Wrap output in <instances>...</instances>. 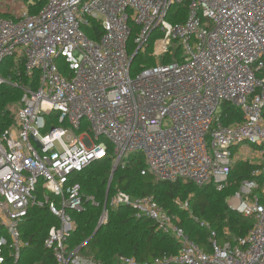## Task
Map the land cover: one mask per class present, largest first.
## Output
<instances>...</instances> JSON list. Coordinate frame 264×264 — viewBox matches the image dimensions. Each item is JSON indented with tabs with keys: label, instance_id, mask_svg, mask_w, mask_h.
<instances>
[{
	"label": "built area",
	"instance_id": "built-area-1",
	"mask_svg": "<svg viewBox=\"0 0 264 264\" xmlns=\"http://www.w3.org/2000/svg\"><path fill=\"white\" fill-rule=\"evenodd\" d=\"M29 5L0 0V65L13 60L0 85L22 91L15 122L0 131V264H18L20 224L30 207L45 205L58 220L43 240L56 263L99 264L67 244L71 213L90 199L74 174L102 159L121 169L135 156L141 175L216 190L237 161L257 165L226 200L252 225L231 243L200 221L205 251L152 195L117 190L111 207L131 208L179 244L177 253L122 255L119 264H264V0H45L33 14ZM174 5L186 7L183 22L168 20ZM91 21L98 40L84 32ZM154 33V64L132 71V54ZM173 40L179 59L162 63ZM228 106L241 118L231 119ZM107 219L106 197L96 225Z\"/></svg>",
	"mask_w": 264,
	"mask_h": 264
},
{
	"label": "trees",
	"instance_id": "trees-1",
	"mask_svg": "<svg viewBox=\"0 0 264 264\" xmlns=\"http://www.w3.org/2000/svg\"><path fill=\"white\" fill-rule=\"evenodd\" d=\"M25 1L30 3L28 11L31 14L37 12L45 3V0ZM186 16L185 6L174 5L169 9L168 20L172 23L183 22ZM90 23L91 25L84 28V32L90 39L98 40L102 33L101 28L94 21ZM153 39L154 37L149 39L145 51H139L135 55L132 60V71L154 64V58L151 56ZM131 42L130 53L135 48ZM170 51L171 54L161 58L162 63L179 59L181 50L175 40L172 41ZM11 65L12 58L3 60L0 65V74L3 77L7 78L10 74ZM20 69L22 70L21 67ZM18 77L24 83L28 80L23 72ZM36 81L37 75L33 82ZM21 95L22 91L17 87L9 84L0 85V131L15 122L17 109L21 105ZM224 108L229 112L231 119L241 118V113L233 106ZM229 121L230 119L224 120L225 123ZM257 167L237 161L232 167L229 184L222 190H216L212 183L199 186L191 181H158L149 174L141 175L144 162L139 156L130 159L124 168L116 169L111 179V161L109 159L93 161L74 174V179L80 183L86 199H90L86 200L82 211L71 213L73 226L67 239L68 247L69 249L78 247L89 238L79 253L99 264H119L118 257L122 255L144 261L165 253H177L179 250L177 241L167 234L156 231L151 219L136 217L129 207L109 205L110 197L117 190L132 196L152 195L163 210L178 215L179 225L184 232L205 251L211 247L209 230L202 227L200 221L208 223L218 238L234 243L238 237L248 232L252 219L230 210L226 200L237 189L239 181L251 178L253 170ZM106 197L107 222L93 234ZM184 202H187L188 210L180 207ZM53 225H58V220L46 205L28 209L19 227L25 245L20 250L18 264H57L52 251L43 245V240ZM223 228L228 229V234L223 233Z\"/></svg>",
	"mask_w": 264,
	"mask_h": 264
},
{
	"label": "water",
	"instance_id": "water-1",
	"mask_svg": "<svg viewBox=\"0 0 264 264\" xmlns=\"http://www.w3.org/2000/svg\"><path fill=\"white\" fill-rule=\"evenodd\" d=\"M135 55H136V52H134V53L132 54V56H131V61L134 59ZM114 171H115V168H113V170L111 171V175L113 174ZM99 227H100V225H97V226H96V228H95L93 234L99 229ZM93 234H92V235H93ZM88 240H89V238H88L86 241H84L83 243H81L80 246H79V248L83 247V246L86 244V242H87Z\"/></svg>",
	"mask_w": 264,
	"mask_h": 264
},
{
	"label": "rangeland",
	"instance_id": "rangeland-1",
	"mask_svg": "<svg viewBox=\"0 0 264 264\" xmlns=\"http://www.w3.org/2000/svg\"><path fill=\"white\" fill-rule=\"evenodd\" d=\"M155 36H157V34H156V33H154V34L152 35V37H155ZM154 62H155V59H154ZM218 241H219V242H221V241H222V239L218 238Z\"/></svg>",
	"mask_w": 264,
	"mask_h": 264
},
{
	"label": "crops",
	"instance_id": "crops-1",
	"mask_svg": "<svg viewBox=\"0 0 264 264\" xmlns=\"http://www.w3.org/2000/svg\"><path fill=\"white\" fill-rule=\"evenodd\" d=\"M97 226V225H96Z\"/></svg>",
	"mask_w": 264,
	"mask_h": 264
}]
</instances>
